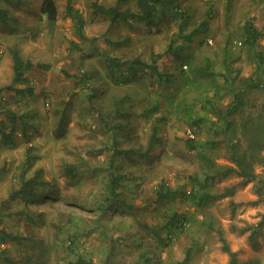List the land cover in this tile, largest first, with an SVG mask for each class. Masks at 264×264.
<instances>
[{
    "label": "rangeland",
    "instance_id": "obj_1",
    "mask_svg": "<svg viewBox=\"0 0 264 264\" xmlns=\"http://www.w3.org/2000/svg\"><path fill=\"white\" fill-rule=\"evenodd\" d=\"M55 1L59 18L51 28L41 14L44 0H0V130L12 141L0 140V264H76L79 258L92 264H178L189 248L191 264H229L219 229L239 261L264 264V199L255 184L230 174L208 183L223 197L194 203L189 193L202 160L187 143L193 139L191 119L170 115L172 99L187 94L192 104L197 89L211 83L202 73L206 58L220 72L226 54L241 76L253 75L257 63L244 45L242 26L254 20L262 32L258 49L264 52V0H187L183 11L190 26L184 30L171 14L170 22L154 28L133 21L113 24L93 13L92 5L116 0H73L86 19L88 40L76 34L67 17V0ZM204 20L208 31L189 37ZM117 41L121 45L110 43ZM14 51L34 64L24 84H13ZM107 53L118 56L125 73L138 62L143 67L133 78L121 73L114 80L107 74ZM10 86L31 88L33 95ZM125 95L129 100L117 117L115 97ZM155 103L158 108L145 115L143 108ZM166 111L160 140L147 151L152 125ZM200 112V107L193 111ZM212 120L205 117L197 130L198 144L212 139ZM114 141L122 153L115 158L116 173L123 179L111 205L120 209L103 213L99 203L110 194L106 176ZM213 156L218 164L231 165L226 145ZM68 166L78 170L77 178ZM37 174L40 195L52 192L55 198L30 201L13 195L23 178ZM162 184L171 194L159 202ZM173 213L184 215L186 223L166 246L146 226L162 224Z\"/></svg>",
    "mask_w": 264,
    "mask_h": 264
},
{
    "label": "trees",
    "instance_id": "obj_2",
    "mask_svg": "<svg viewBox=\"0 0 264 264\" xmlns=\"http://www.w3.org/2000/svg\"><path fill=\"white\" fill-rule=\"evenodd\" d=\"M187 0H116L112 5H103L97 1L92 5L93 13L102 16L110 20L111 23L117 22H139L144 24L148 28H154L164 23L167 24L170 20L175 19L181 21V30L189 27L188 16H186L184 10V3ZM132 5L136 10L132 9ZM41 14L47 18L50 27L54 28L57 25L59 18V10L55 0H44L41 7ZM172 16V19L166 20L167 16ZM66 15L70 18L75 26L76 34L80 36L82 40H88V36L85 33L86 19L80 9L76 8L73 4V0H67ZM163 27V26H162ZM160 28V27H159ZM161 29V28H160ZM209 29L208 20H204L197 28H194L189 34L190 36H197L201 33L207 32ZM242 36L245 47L254 54V59L257 63V68L253 75L241 76L240 71L233 68V63L230 61L229 56L224 55L223 69L220 72H215L213 69V63L210 58L205 59V66L203 67V74L211 83L206 88L200 87V94L197 98L189 100L193 97L184 96L176 97L172 99V107L170 115L174 113V117L179 119L190 118L188 122L195 138L188 139L187 143L190 150L195 152L202 160L201 173L203 180L199 175H196L194 179V188L189 193V198L197 205H207L209 202L217 200L223 197V193H212L208 186V183H213L215 180H219L230 174H237L243 178L244 183H254L257 192L260 197L264 199V52L259 50V42L262 37V32L255 26L253 19H248L242 26ZM113 46L121 45V42H110ZM108 54V53H107ZM106 56L107 61V74L114 80H118L120 74L130 75L133 78L139 69L143 66L141 63L135 66L127 73L122 70V64L118 56ZM161 56H158L160 58ZM157 58V59H158ZM14 77L13 84H24L27 82L26 72L31 69L34 64L30 61H24L19 51H14ZM43 64H38L41 67ZM45 67H48L47 65ZM182 70V74H184ZM161 72L160 77L163 76ZM81 77H85V71ZM117 74V76H116ZM165 74V73H164ZM219 78H221L219 80ZM169 79V78H167ZM193 81V80H190ZM122 83V80L121 82ZM195 86H192L194 88ZM9 89L14 90L16 93L25 95H33L31 88L19 89L14 86H10ZM198 92V93H199ZM95 93V92H94ZM228 96L231 97L227 104H224L223 100ZM98 95L92 93L91 102L94 104L97 102ZM259 97L258 100L256 98ZM116 98L113 104L114 115L117 117L122 112V105L128 101V96L122 98ZM118 99V100H117ZM100 100V98H99ZM150 105V104H149ZM155 105V106H154ZM159 103L153 104L151 107L143 108V113L148 115L152 110H156ZM92 107V108H94ZM200 107V114L193 113L195 108ZM205 111V112H204ZM168 111L165 112L166 116L158 117L152 125V132L150 142L148 144L147 151L151 146L157 144L160 140L159 129L162 121L167 118ZM213 117L212 125H210L213 137L204 144L200 145L197 142V130L203 127L205 117ZM111 121H113L111 119ZM13 123L15 121H12ZM115 127V126H114ZM2 137L0 138L6 144L11 143V134L5 133L0 130ZM117 141L112 144V160L108 169V188L110 194L104 196L100 200L99 207L103 213L111 211L113 209L119 210V206H112L114 199L119 195L116 191L119 183L123 179V176L116 173L118 171V165L115 163V158L121 156V152L117 151ZM224 144L227 146L229 159L231 165H221L216 162L213 154L218 146ZM259 167L262 169L258 171ZM105 170V168H103ZM67 172L71 177H78V170L75 167L68 166ZM91 174L98 173L97 171H90ZM42 190V182L38 178V174L32 178L24 179L22 186L13 194H20L25 199L30 201H37L41 198H55L54 193L48 192L45 195H40ZM171 192L166 190V185L162 184L157 192L158 201L167 199ZM262 195V196H261ZM58 196V195H57ZM110 205H107V204ZM133 208L132 206H130ZM264 220L260 222L263 223ZM185 216L173 213L165 222L158 224L157 226H146L150 229V234L159 242L166 246L171 244L175 237L179 234L180 229L185 227ZM145 226V225H144ZM218 234L223 240V251L230 253L231 260L229 264H257V261L250 260L246 262L239 261L236 253L232 252L228 246L223 231L218 230ZM252 239L255 238V233L251 234ZM148 260V258H146ZM192 262V250L189 248L186 251L185 257L178 262V264H191ZM76 264H92V260L85 258H79Z\"/></svg>",
    "mask_w": 264,
    "mask_h": 264
},
{
    "label": "built area",
    "instance_id": "obj_3",
    "mask_svg": "<svg viewBox=\"0 0 264 264\" xmlns=\"http://www.w3.org/2000/svg\"><path fill=\"white\" fill-rule=\"evenodd\" d=\"M189 134H190V136L192 137V138H194L195 136H194V134L192 133V132H189ZM2 137V135H1V133H0V138Z\"/></svg>",
    "mask_w": 264,
    "mask_h": 264
}]
</instances>
